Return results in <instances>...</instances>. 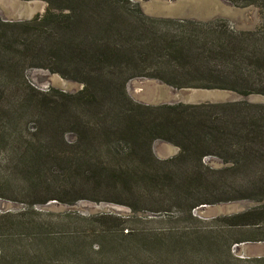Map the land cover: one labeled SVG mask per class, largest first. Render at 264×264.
<instances>
[{"label": "trees", "instance_id": "trees-1", "mask_svg": "<svg viewBox=\"0 0 264 264\" xmlns=\"http://www.w3.org/2000/svg\"><path fill=\"white\" fill-rule=\"evenodd\" d=\"M40 1L46 3L42 16L21 25L0 22V27L5 28L0 32V122L3 123L0 124V141L7 142L9 153L21 152L20 158L23 156V161L29 163L32 168L28 173L31 177L29 183L40 188V193L45 195L40 204L53 200L65 203L61 195L65 193V185L49 176L51 173L73 178V174L76 176L83 171L115 181L116 191L126 189L129 181H139L136 192L143 194L155 191L158 181L168 175L174 182L169 196L185 204L191 218L192 209L211 203L206 199L207 194L201 193V188L208 189L212 181L219 179L209 177L210 170L202 163L205 156L212 154L220 157L223 164L229 165V168L218 172L230 173L235 180V167H245L243 183L256 191L259 197L254 201L264 200V105L235 102L149 107L136 104L125 91L130 79L143 77L176 90H220L242 97H264V41L255 39L257 32L234 36L216 22L193 24L181 21L169 22L172 35L169 31L161 34L155 25L166 22L144 18L129 0ZM224 1L239 6H264V0ZM129 11H134L138 17L130 16ZM83 15L91 18L90 26H85L89 37L76 27L80 25L79 18ZM18 27L28 28L32 33L22 35L20 30H13ZM122 36L127 41L125 45L114 42L121 41ZM16 40H19V44ZM58 41L98 43L88 47L82 44H67L64 47ZM64 54L72 64H80L79 72L83 69L80 75L83 89L65 98L69 113H81L78 122L83 127L84 136L80 135L78 142L71 145L61 140L67 150H57L51 145V139L40 140V145H34L26 142L20 131L6 126L22 113L48 120L57 118L54 115L57 102L44 95L41 101L37 100L31 93L34 91L25 85L22 70L28 62L48 59L53 55L61 60ZM85 65H89L90 69H86ZM100 97L107 101V105L95 108L93 100ZM4 118L12 120L5 121ZM89 133L94 136L89 138ZM156 139L178 147L179 154L168 161L158 162L151 151ZM121 143L125 145V157L129 159L124 167L120 163ZM175 161L184 166V171L179 172L172 166L160 174L156 169V165H171ZM39 166L40 171L36 169ZM126 206L134 215L139 212L131 204ZM226 220L257 225L264 220V205ZM59 224L64 226L63 221ZM83 230L87 232L88 226H83ZM113 230L107 225L97 230L99 238L106 240V244L96 245L95 253L99 256L93 263L105 264L101 258L104 251L114 249L118 254L122 247L131 252L139 245L143 257L123 256V251L121 257L111 260L112 264L119 261H123L120 264H157V259L152 258L151 252L146 250L156 245L185 253L189 248L218 245L212 237H206L205 243L201 237L193 238L185 233L168 234L170 240L166 242L150 235L137 236V232L127 229L125 225L116 232ZM116 234L121 237L119 242L113 239ZM42 242H46V239L40 235ZM240 242L235 241L234 244ZM63 244L68 249H75L82 242L78 244L74 239ZM53 247L52 244L47 243V247L44 244V251L54 252L56 247ZM92 247L89 246V253L93 252ZM230 248L229 244L225 251L227 257L240 262L230 257ZM63 249L60 247L58 251ZM195 258L196 262L201 261L199 257ZM89 262L92 261L85 259L71 264ZM248 262L262 264L264 258Z\"/></svg>", "mask_w": 264, "mask_h": 264}, {"label": "rangeland", "instance_id": "rangeland-1", "mask_svg": "<svg viewBox=\"0 0 264 264\" xmlns=\"http://www.w3.org/2000/svg\"><path fill=\"white\" fill-rule=\"evenodd\" d=\"M129 1L137 6L144 18L166 22L155 25L157 32L161 34L169 31L172 35L169 22L189 21L193 24L216 22L217 25L225 26L234 36L257 32L255 39L264 41V6L262 5L239 6L224 0ZM160 6L168 7V10H162ZM45 10L46 3L40 0H0V22L21 25L37 16H42ZM128 14L138 17L134 11H129ZM79 19L80 25L76 27L85 31V26L91 24V18L83 15ZM4 30L5 28L0 27V32ZM13 30H20L22 35L32 33L28 28L18 27ZM85 33L90 36L88 31ZM18 41L16 40L19 44ZM95 42L98 43V41H58V44L64 47L67 44H82L88 47ZM104 42L106 41L101 43ZM114 42L125 45L127 41L122 36L121 41ZM63 56L61 60L57 55L44 60L39 58L26 63L22 70L25 85L34 91L31 93L37 100L41 101L45 96L57 102L54 113L57 118L48 120L22 113L6 126L20 131L25 137L24 140L34 145H40V140L51 139V145L57 150H67V147L62 146L61 140L66 145H71L78 142L80 135L84 136L83 127H80L78 122L81 120V113H69L65 98L68 95H76L83 89L84 84L80 82L83 69L79 72L80 64L74 65L65 58L67 57L65 54ZM87 58L88 56L85 57ZM85 68L90 69V66L85 65ZM85 82L88 84L86 80ZM125 91L133 102L149 107L235 102L264 105V97L260 95L242 97L233 92L220 90L189 88L176 90L157 80L143 77L130 79L125 85ZM98 105L105 106L107 101L102 100L101 97L93 100V106L98 108ZM8 119L12 120L4 118L5 121ZM93 136L91 133L88 134L89 138ZM124 146L123 143L119 145L121 167L129 161L125 157ZM151 151L154 158L161 163L179 154L178 147L162 139L153 141ZM20 154L21 152L9 153L7 142L0 141V264H71L76 261L80 263L85 259L87 262L92 261L89 264H97L93 263L99 256L95 253L96 245L106 244V240L99 238L97 231L102 225L112 227L114 232L125 225L127 229L137 232V236L150 235L154 239H163L166 242L170 240L168 234L185 233L186 236L193 238L201 237L200 239L205 243L206 237H212L218 243L210 247L189 248L186 253L158 245L150 249L146 248L151 252V257L157 259V264H179L178 259L181 261L180 264H259L248 261L264 258V220L257 225L226 220L264 205V200L254 201L259 197L255 194L256 191L243 183L245 178L243 166L235 167L236 170L233 171V174H236L237 180H235L230 173L218 172L229 168V165L223 164L220 157L214 154L205 156L202 163L210 170L209 177L219 179L212 181L208 189L201 188V193L207 194L206 199L211 203L192 209L190 213L192 217L189 218L185 204L169 196L174 182L168 175L158 181L155 191L143 194L136 192L139 181H129L126 183V189L116 191L115 181L92 176L83 171L78 172L76 176L73 174V178H66L63 174L60 177L54 173L49 175L45 172L65 185V193L61 194L65 203L53 200L40 204L45 195L40 193V188L29 183L31 177L28 173L32 168L28 162L23 161V156L22 159L20 158ZM172 166L179 172L184 171V166L179 161L171 165H156V169L163 174ZM36 169L40 171V166ZM129 204L136 207L139 212L134 215L126 206ZM60 221H63V227L59 224ZM83 226L86 228L88 226L87 232L83 230ZM73 227L76 229L71 230ZM40 235L46 239V242L40 243ZM74 239L78 244L82 242V245L68 249L63 244L64 241L68 243ZM113 239L119 242L121 237L116 234L113 235ZM235 241L241 242L234 244ZM47 243L52 244L53 249L56 247V250L50 253L44 251V244L47 247ZM229 244L230 257L239 259L240 262H234L227 257L225 251ZM90 245H93L91 253H89ZM60 247L64 248L61 252L58 251ZM41 248H43L42 255ZM141 250L139 245L131 252L122 247V251L118 254L114 249L109 252L104 251L101 258L103 263L112 264L111 260L121 257L124 251L123 256L133 255L139 259L143 257ZM195 257H199L201 261L196 262ZM121 262L123 261L115 264Z\"/></svg>", "mask_w": 264, "mask_h": 264}, {"label": "water", "instance_id": "water-1", "mask_svg": "<svg viewBox=\"0 0 264 264\" xmlns=\"http://www.w3.org/2000/svg\"><path fill=\"white\" fill-rule=\"evenodd\" d=\"M155 8H157V7H155ZM160 8H161L162 10H168V7H162V6H160Z\"/></svg>", "mask_w": 264, "mask_h": 264}]
</instances>
